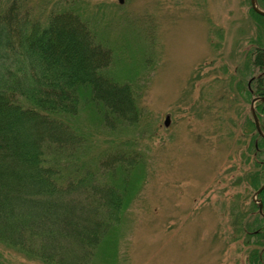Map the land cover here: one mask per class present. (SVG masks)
<instances>
[{
	"label": "trees",
	"instance_id": "trees-1",
	"mask_svg": "<svg viewBox=\"0 0 264 264\" xmlns=\"http://www.w3.org/2000/svg\"><path fill=\"white\" fill-rule=\"evenodd\" d=\"M49 1L42 22L27 0H0V264H19L12 253L95 264L123 235L142 176L138 152L116 135L141 116L145 86L121 72L120 55L103 41L106 2ZM254 49L249 63L259 71L235 84L251 99L264 96V46ZM253 105L264 133V100ZM248 124L244 148L255 169L245 178L256 191L264 138L252 117ZM257 200L264 213V189ZM253 208L260 220L246 234L255 237L248 259L264 264V216Z\"/></svg>",
	"mask_w": 264,
	"mask_h": 264
},
{
	"label": "rangeland",
	"instance_id": "rangeland-1",
	"mask_svg": "<svg viewBox=\"0 0 264 264\" xmlns=\"http://www.w3.org/2000/svg\"><path fill=\"white\" fill-rule=\"evenodd\" d=\"M27 1L43 22L50 1ZM92 1L106 2L101 36L121 72L145 86L141 116L116 135L143 161L139 191L119 245L95 264H249L246 234L260 220L245 178L252 99L235 84L259 71L249 58L264 46V19L250 0Z\"/></svg>",
	"mask_w": 264,
	"mask_h": 264
},
{
	"label": "water",
	"instance_id": "water-1",
	"mask_svg": "<svg viewBox=\"0 0 264 264\" xmlns=\"http://www.w3.org/2000/svg\"><path fill=\"white\" fill-rule=\"evenodd\" d=\"M119 4H123L125 2V0H117ZM250 5H251V8L254 12H256L257 14L259 15H262L264 16V10L259 8L258 4H257V0H250ZM257 100H261L263 101L264 100V96H261V97H255L251 100V104H250V111H251V115H252V118H253V122H254V126L256 128V131L257 133L264 138V133L261 131V128H260V125H259V121H258V117L256 115V112H255V107H254V103L257 101ZM170 116L169 115H166L165 118H164V121H163V124L164 126H169V123H170ZM264 189V185H262L258 190H256V192L254 193V196H253V201H255V203H257L258 205V211L264 216L263 212H262V203L257 199V195L261 192V190Z\"/></svg>",
	"mask_w": 264,
	"mask_h": 264
}]
</instances>
